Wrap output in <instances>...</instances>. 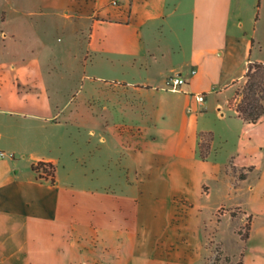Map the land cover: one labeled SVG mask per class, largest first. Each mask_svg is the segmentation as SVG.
I'll return each instance as SVG.
<instances>
[{
  "label": "crops",
  "instance_id": "0c3cea01",
  "mask_svg": "<svg viewBox=\"0 0 264 264\" xmlns=\"http://www.w3.org/2000/svg\"><path fill=\"white\" fill-rule=\"evenodd\" d=\"M40 1L49 15L73 22L78 39L87 26L83 18L95 17L86 46L96 56L86 65L130 76L113 83L99 78L112 85L107 93L127 96L112 112L125 114L133 130L73 121L62 89L48 85L39 55L24 56L25 48H35L25 36L24 0H0V141L6 144L0 157V264H121L108 247L118 234L134 231L142 206L193 203L204 179L198 170L201 136L218 137L209 127L214 116L241 125L259 156L257 163L233 157L226 164V171L252 169L241 180L247 199L239 204L252 218L246 264L256 222L264 217V115L257 123L244 121L230 101L249 64L264 63V0ZM250 10L256 19L247 31L243 17ZM176 74L187 85L165 89ZM197 94L205 96L203 103ZM213 146L203 161L216 165ZM39 163L53 164L54 174L33 169ZM138 173L142 182L134 178ZM255 173L259 177L251 181ZM170 256L158 253L144 264H163ZM126 257L123 264H133Z\"/></svg>",
  "mask_w": 264,
  "mask_h": 264
},
{
  "label": "rangeland",
  "instance_id": "374dc122",
  "mask_svg": "<svg viewBox=\"0 0 264 264\" xmlns=\"http://www.w3.org/2000/svg\"><path fill=\"white\" fill-rule=\"evenodd\" d=\"M24 11L25 36L35 45V48H25L24 56L39 55L48 85L62 89L63 103L73 111L69 113L72 120L103 121L109 127L120 124L121 132H132L133 124L127 116L112 112L113 106L122 107L128 102L127 96L107 93L106 89L112 85L106 86L99 78L107 77L106 80L113 83L122 79L130 81V76L123 70L108 74L110 72L94 69L90 63L86 65L87 58L96 56L94 52L89 53L86 46L95 17L83 18L87 20V26H82L86 30L80 32L78 39L73 22L69 26L64 15H49L42 1L24 0ZM255 15L254 10L244 15L247 31L252 30ZM259 28L264 44V7L260 11ZM246 82L247 78L234 87L230 105L235 110L245 97ZM142 104L143 100L137 99L136 105L140 107ZM209 127L218 137L214 141L212 134L201 136L198 170L204 179L194 192L193 203L187 206L181 202L142 206L134 231L128 236L118 234L108 247L109 254L120 255L121 264L127 262V254L133 264H144L145 258L155 259L162 252L172 255L163 257V264H243L242 255L247 249L245 241L252 218L244 215L243 207L239 206L247 199L246 184L241 180L247 178L252 169L231 170L230 166L226 171V164L233 157L257 163L259 156L248 145L250 135H243L241 125L228 119L218 121L214 116L209 120ZM212 143L218 153L216 165L214 161L207 163L201 157L209 155ZM5 150L6 144L0 141V151ZM92 150L91 153L96 152L94 148ZM257 177L258 173H255L250 179L253 181ZM134 178L142 182L144 175L138 173ZM263 220L264 217L260 216L256 222V237L248 247L246 264H264Z\"/></svg>",
  "mask_w": 264,
  "mask_h": 264
},
{
  "label": "trees",
  "instance_id": "16d2710c",
  "mask_svg": "<svg viewBox=\"0 0 264 264\" xmlns=\"http://www.w3.org/2000/svg\"><path fill=\"white\" fill-rule=\"evenodd\" d=\"M247 82L244 87L245 97L236 111L244 121L257 123L264 115V63H250L246 73ZM206 160L207 156H201ZM41 167L49 174H54L53 164L39 163L33 166L37 170Z\"/></svg>",
  "mask_w": 264,
  "mask_h": 264
},
{
  "label": "built area",
  "instance_id": "2783aa9c",
  "mask_svg": "<svg viewBox=\"0 0 264 264\" xmlns=\"http://www.w3.org/2000/svg\"><path fill=\"white\" fill-rule=\"evenodd\" d=\"M113 4L118 5V0H113ZM192 73H195V71H192ZM185 85H187L186 79L182 75L176 74L174 76L169 77L166 80L165 89L172 90V91H182V87ZM195 97L199 103H203L205 100V96L203 94H197ZM4 156H5V152L1 151L0 157H4ZM39 170L41 171L42 174L51 176V174L45 171L43 167H41Z\"/></svg>",
  "mask_w": 264,
  "mask_h": 264
}]
</instances>
